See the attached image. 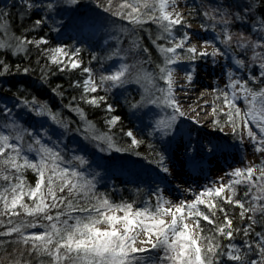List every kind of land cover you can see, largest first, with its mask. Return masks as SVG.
Masks as SVG:
<instances>
[{
    "label": "snow or ice",
    "instance_id": "1",
    "mask_svg": "<svg viewBox=\"0 0 264 264\" xmlns=\"http://www.w3.org/2000/svg\"><path fill=\"white\" fill-rule=\"evenodd\" d=\"M80 2L17 0L23 9L21 16L44 13L34 20V30L46 27L53 12L63 10L75 13ZM258 4L264 5V0H238L235 4L238 10L234 13L228 11L233 7L231 4L217 5L211 12L205 11L203 15L214 22L213 30L219 27L217 39L225 45L223 49L213 46V51L208 52L198 51L195 45H190L191 36L187 32L177 37V26L187 24L182 14L176 11L177 0H121L116 11L112 10L113 0H107L103 11L111 12L134 26L142 27L149 23L157 26L159 34L155 39L150 36V39L163 57L162 65H158V79L164 81L166 88L158 87L155 82L157 77L150 72L140 70L134 77L131 76L129 65L123 62L110 74L101 75L97 82L92 69L82 67L78 47L70 49L62 45L44 48L43 53L48 64L56 66L58 72L80 69L87 74L82 82L74 81L71 86L82 88L81 100L94 107H100L106 101L105 96L90 95L98 89L107 91L132 82L141 84L145 92L143 102L132 107L154 105L160 109H171L170 114L160 117L150 126V134H159L161 140H172L179 133L178 118L185 116L174 94L173 66L184 60L227 57L235 48H239L241 54L250 51L249 64L237 55L231 56L236 69L247 68L248 75L245 79L237 76L236 71L226 73L225 87L214 89V119L211 123L213 129L220 132L230 127L238 143L243 144L247 140L255 153L264 154V86L258 89L249 86V81L264 83V13L258 10ZM2 17L3 13H0ZM233 21L248 26L251 35L233 34L229 30ZM63 27L67 24L54 30L59 31ZM0 28H6V25L0 24ZM17 40L14 54L26 53L28 45L40 49L41 45L48 44L44 36ZM160 40L167 43H157ZM133 43L136 48L140 47L136 41ZM206 46L208 42L203 45ZM4 47L8 45L0 42V48ZM142 51L148 53L149 50L143 47ZM113 57H119L121 61L126 58L121 56L118 47L107 58L111 60ZM92 58L96 59L95 56ZM253 66L258 67V74H253ZM46 68V65L41 67L42 80L49 73L55 75ZM29 71L27 67H13L0 59V78L21 72L28 75ZM192 78L189 72V83ZM52 91L56 93L57 89ZM75 99L72 98L73 101ZM241 100L243 109L237 104ZM66 107L85 121V138L96 141L101 152L140 155L134 149L143 141L137 139L133 131L123 133L131 139V143L126 148L121 147L113 136L98 133L79 106L70 103ZM22 108L28 109L30 115L34 113L65 131L69 130V124L58 112L34 97L24 99ZM113 110L111 104L106 105L107 112ZM12 112L13 109L7 105L0 108V116L8 121L0 124V249L5 244H16L28 256L35 254L49 258V264H264V160L258 165L232 170L226 174L229 177L227 183L223 182V177L219 178L216 182L218 187L210 185L201 189L190 202L173 203L157 186L150 199L142 201V206L137 207L136 201L113 202L106 194L98 193L99 173L86 174L82 170L88 164L83 156L73 152L66 157L67 145L62 146L58 140H53L48 129L43 125L40 129L21 127L19 113L12 118ZM119 121V116H111L106 123L112 129ZM216 150L217 146L211 144L206 149L208 152ZM156 155L157 159L149 162L168 174L170 168L166 156L162 153ZM193 164L195 166V161ZM28 170L36 176L34 185L25 178ZM240 186L246 189L244 199L237 198ZM188 191L191 193L193 190ZM151 197L155 198V203H152ZM225 205L239 208V217L241 220L246 218L249 223L243 228L234 227L232 215ZM218 213L222 214V220ZM189 220L193 224L190 225ZM201 221L211 227L205 228ZM257 224L262 226L261 231L255 230ZM241 233L242 243L237 244L236 237ZM6 237L13 239H3ZM25 251H20L19 255L23 257ZM9 264H30V261L14 258ZM41 264L44 262L41 261Z\"/></svg>",
    "mask_w": 264,
    "mask_h": 264
},
{
    "label": "trees",
    "instance_id": "2",
    "mask_svg": "<svg viewBox=\"0 0 264 264\" xmlns=\"http://www.w3.org/2000/svg\"><path fill=\"white\" fill-rule=\"evenodd\" d=\"M120 2L121 0H113V11L117 10ZM185 2L187 3V5H185V13L188 17L187 22L216 35L220 31L219 27L217 26L215 30H213L212 25L214 22L205 17L203 13L205 11L211 12L213 8L221 4L233 5V7L228 9L229 12L234 13L238 10L235 7L238 0H185ZM98 4L100 6H98ZM106 5L107 0H81L75 13L63 10L58 13L53 12L50 14L52 18L47 20L46 27L34 30L33 22L35 19L39 18L40 15H44L43 12L21 16L20 13L23 9L17 4V0H0V13H3V17L0 18V24L6 25V28H0V42L8 45V47L0 48V59L5 60L6 63L13 67L18 65L21 69L25 67L30 69L28 75H24L21 72L0 78V108L5 105L12 108V118H15L16 114L19 113L18 123L21 124V127L30 126L33 129H40L41 125H43L45 129H48L53 140H58L62 146L67 145L68 151L66 157H70L73 152L83 156L88 161V164L85 165L82 170H85L86 173H99L97 177L99 180L97 184L98 193L106 194L113 202H120L121 200L129 202L136 201V206L140 207L142 201L149 199L145 192H139L138 194H134L133 192L135 189L140 188L139 177L141 176L138 174L137 181L133 182L130 181L128 177L114 172L116 165L122 162L120 158L131 160L135 166H139V164L143 163L151 166L155 165V163H150L149 161H155L157 159L156 154L162 153L164 149L163 144L158 140L157 136L155 134H150L151 130H149L144 123L145 120L142 118L143 115L139 110L140 107H132L133 104H140L142 100L136 88L138 85L132 82L129 85H125L122 90L118 88L109 89L107 91L98 89L96 93H91L90 95L105 96L106 101L104 104H101L100 107H94L81 100L82 88L71 86L74 81L79 80L82 82L87 74L82 73L80 69L71 72H58L56 66L48 64L47 57L43 53L44 48H53L62 45H67L70 49L75 47L80 48L82 67L91 68L98 82L99 77L105 75L102 72V62L105 60V51L98 48V43L96 42L77 39L78 28L74 30L73 34L69 33L67 36L61 33V30H54L59 28L62 24L69 23L70 18H74L75 16L85 17L91 13L90 10H98L108 18L121 23V25H118L122 30L120 34V39L122 38L121 42L125 39V34H127V38L138 41L140 47L136 48V50L139 49L142 51L143 47L148 48V53L142 51V59L148 64L150 72L159 73L158 65L162 64L159 60L156 46L151 43V39H155L159 34L157 26L151 23L145 24L142 27L134 26L127 20L113 16L111 12L103 11V7ZM257 8L261 13H264V5L258 4ZM106 16H103V18H106ZM202 25H204V27H202ZM229 30L237 36L240 33L251 35L249 27L241 24L239 21H233L229 25ZM41 36L47 38V45H41L40 49H37L34 45H28L26 53L14 54V46L18 42L17 38L27 37L29 39H38ZM157 43H159V41H157ZM219 44L223 45L220 42ZM232 54L237 55L238 58H244L248 64L251 63L250 51L246 54H241V50L235 48ZM93 56H95L96 59H93ZM130 57H132L131 54H129V58ZM140 64L141 63H139V65ZM45 65L47 66L45 70L51 69V72H54L55 75L49 73L47 78L42 80L41 67ZM252 72L253 74H258L259 69L253 66ZM58 85L60 86L59 88H57ZM259 85L264 86V83L257 84L256 87ZM105 87H107V85ZM250 87H252V85H250ZM256 87L254 88L258 89ZM52 89H57L56 93H54ZM33 97L39 103L47 104L53 111L58 112L69 124V130L65 131L59 126L52 124L46 118L37 117L34 113L30 115L28 109H23L22 101L24 99H32ZM73 97H76L74 101L72 100ZM215 102L219 103V101ZM70 103L73 106H79L84 111L86 120L91 121L92 124L95 125L98 133H107L113 136L114 141L121 147L126 148L131 143V139L123 133L128 130L133 131L136 138L143 141L138 148L134 149V151L140 155H134L132 152H101L96 146V141L85 138L86 134L83 130L85 121H82L77 114L69 111L66 106ZM107 104L113 106V112L109 113L106 111ZM111 116H119L120 121L114 128L109 129L106 120ZM220 119L223 120L224 118L220 117ZM6 122L8 121L3 116H0V124ZM211 128L213 134L219 136L221 132L214 130L212 125ZM225 128L231 130L230 127ZM25 138L28 139V137ZM227 140L229 141L230 139L227 138ZM87 145L90 146L91 157L89 155L85 156L84 148ZM94 153L97 157L93 156ZM109 156H112L113 159H110ZM114 158L118 159V161L114 160ZM25 178L30 184H35L36 176L31 170L25 173ZM244 191H246V189L243 186L238 187L239 196L237 198L244 199ZM225 207L229 209L232 215L234 227L243 228L244 225L249 223L246 218L241 220L239 217V208H233L231 205H225ZM217 215L221 220L223 219L222 214L218 213ZM257 219H259V217H257ZM201 223L205 228L211 227L204 221H201ZM254 227L256 231L262 230L260 224ZM3 239L8 240L13 238L6 237ZM242 240L243 234L241 233L236 237L235 242L240 244ZM223 243H228V241H223ZM20 251L25 250L16 244H5L4 247L0 249V264H9L14 258L30 261V264H41V261H43L44 264H49V258L47 257H39L35 254L28 256L26 251L23 257H21L19 255Z\"/></svg>",
    "mask_w": 264,
    "mask_h": 264
},
{
    "label": "rangeland",
    "instance_id": "3",
    "mask_svg": "<svg viewBox=\"0 0 264 264\" xmlns=\"http://www.w3.org/2000/svg\"><path fill=\"white\" fill-rule=\"evenodd\" d=\"M185 5H187L185 0H177L176 11L181 13L184 21L187 22L188 17L185 13ZM90 11L91 13L85 17L75 16L74 18H70L69 23H66L67 27L61 28L60 32L67 36L69 33L73 34L74 30L78 28L77 39L98 43V48L105 51V60L102 62V72L104 74H110L115 71L121 62L129 65L130 73L133 77L140 70L150 72L148 64L142 59V51L139 49L136 50L134 46L133 42L136 41L138 43V41L127 38V34H125V39L121 42L122 38L120 39V34L122 30L120 26H118L121 25V23L108 18L98 10ZM103 16H106V18H103ZM185 32L191 36L193 42L198 44V51L211 52L213 51V46H218L221 49L225 47L219 44L216 34L207 32L197 25L187 22L185 26H177V37L183 35ZM205 42H208V46L203 47ZM159 43L166 44L167 42L162 40L159 41ZM117 47L121 49V56L126 58L123 61H121L119 57H113V59L109 60L107 57H109ZM156 50L162 64L163 57L157 48ZM129 54H131L132 57L129 58ZM232 55L231 53L227 57L222 58L218 56L214 59L211 57H205L203 59L198 58L195 61L184 60L180 64L173 66L175 68L173 84L174 93L178 92L175 90L177 78L181 77V79H185L181 84H188L187 74L191 72L195 79V82L191 85L193 87L195 86L198 92L208 94L205 98V100L208 101V105L204 107V110H206L205 116H207L209 120L203 125L200 131H197L187 121V115L185 113L184 117L178 118L179 133L175 139L168 140V138H165L161 140L159 134H155L164 147L162 154L166 156L170 168L168 174L159 171L156 164L151 166L143 163L139 164V166H135L131 160L120 158L122 162L116 165L114 172L128 177L129 180L133 182L137 181L138 174L141 176L139 177L140 188L135 189V191H133L134 194L145 192L150 199L151 193L159 186V188L163 190L165 198L173 202V197H178L173 203H178L180 201L190 202L201 189L210 185L218 187L219 184L216 182L219 178L223 177V182L227 183L229 177L226 174L232 170L258 165L264 160V154L255 153L247 140H245L243 144L238 143L237 139L233 138L229 128H225L224 132H221L219 136H215L212 132L211 122L213 120L212 106L214 103V89H223L225 87L227 83L226 73L229 70L236 71L237 76L245 79L248 75L247 68L244 70L236 69L231 60ZM139 63L141 64L139 65ZM245 63L248 64L246 60ZM256 68L258 69V67ZM152 74L157 77L155 81L157 86L166 88L164 81L158 79L159 73ZM129 84L131 83L126 85ZM202 84L204 85L200 86ZM137 85V91H139V95L142 97L141 104L145 96L144 87H142L141 84ZM250 85L256 87L257 84H253L249 81V86ZM124 86L118 89L122 90ZM259 87L261 86L259 85L256 88ZM156 94L160 95L158 92ZM179 97L180 95L176 98L178 99ZM237 104L243 109L244 104L242 100L237 101ZM139 110L143 115L142 118L145 120V125H147V128L151 130V132L152 128L150 126L154 125L157 119L171 112V109H160L154 105H146L140 107ZM253 130L255 131V128ZM194 137H198V139L195 140L193 139ZM227 138L230 140L228 141ZM209 144L217 146V150L214 152L206 151ZM174 146H177V151L174 150ZM90 150L89 145L84 148L85 156L89 155L91 157ZM93 156L97 157L95 153ZM109 157L113 159L112 156ZM114 160L118 161V159L115 158ZM193 161H195V166ZM173 175H177L176 180H173ZM188 189H192L193 191L190 193ZM151 200L152 203H155L154 197H151ZM188 223L190 225L193 224L191 220H189Z\"/></svg>",
    "mask_w": 264,
    "mask_h": 264
},
{
    "label": "bare ground",
    "instance_id": "4",
    "mask_svg": "<svg viewBox=\"0 0 264 264\" xmlns=\"http://www.w3.org/2000/svg\"><path fill=\"white\" fill-rule=\"evenodd\" d=\"M190 45H195L197 47V50H199L198 44H196L192 40H190ZM184 80L185 79H181V77L177 78L175 90L176 92L177 91L178 92L174 94L176 97L180 95V97L178 98V101L181 105L182 110L187 115V121L192 125V127L195 130L200 131L203 125H205V123L208 122L209 120L208 117L205 116L206 110H204V107L208 105V101L205 100L208 94L198 92V90L195 89V86L193 87L191 85L193 82H195L194 75H193L191 83L187 81L188 84H181V82ZM203 85L204 84L200 86H203ZM193 139L197 140L198 137H194ZM177 146H174L175 151H177L178 149ZM176 176L177 175H173V180L177 179ZM177 199L178 197H173V202H175V200Z\"/></svg>",
    "mask_w": 264,
    "mask_h": 264
}]
</instances>
